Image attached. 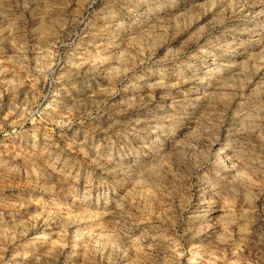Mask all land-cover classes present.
I'll use <instances>...</instances> for the list:
<instances>
[{
	"label": "rangeland",
	"instance_id": "374dc122",
	"mask_svg": "<svg viewBox=\"0 0 264 264\" xmlns=\"http://www.w3.org/2000/svg\"><path fill=\"white\" fill-rule=\"evenodd\" d=\"M0 264H264V0H0Z\"/></svg>",
	"mask_w": 264,
	"mask_h": 264
}]
</instances>
